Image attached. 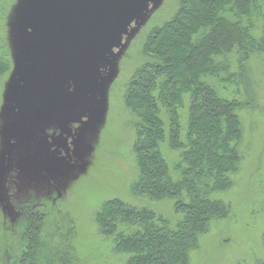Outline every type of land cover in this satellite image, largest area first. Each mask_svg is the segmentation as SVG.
<instances>
[{
	"label": "rangeland",
	"instance_id": "374dc122",
	"mask_svg": "<svg viewBox=\"0 0 264 264\" xmlns=\"http://www.w3.org/2000/svg\"><path fill=\"white\" fill-rule=\"evenodd\" d=\"M22 1L11 0L8 16L0 21V46L11 62L0 81V264L16 263L28 244L33 225L21 206L30 201L37 205L39 264H128L129 256L114 251L113 238L100 234L95 215L103 203L117 199L153 211L170 226L178 219L172 200L156 202L131 191L138 177L133 153L137 118L124 103L147 35L173 16L177 1L153 0L142 21L129 26L121 49L95 79L99 93L92 109L33 124L31 140L20 137L23 131L16 125L22 113L16 95L21 49H27L31 36L21 23ZM237 61L234 55L231 72L240 78L237 84L215 87L243 105L237 112L242 124L239 170L227 191L211 195L228 203L230 214L209 224L190 253V264L264 263V55H252L248 63L241 59V65ZM180 116L184 127V110ZM161 150L172 167L178 153L167 145Z\"/></svg>",
	"mask_w": 264,
	"mask_h": 264
},
{
	"label": "trees",
	"instance_id": "16d2710c",
	"mask_svg": "<svg viewBox=\"0 0 264 264\" xmlns=\"http://www.w3.org/2000/svg\"><path fill=\"white\" fill-rule=\"evenodd\" d=\"M176 1L173 16L147 35L124 103L137 118L138 177L131 191L156 202L172 200L178 219L170 226L153 211L117 199L103 203L95 215L100 234L113 238L114 251L129 256L128 264H190V253L209 224L229 216V204L211 195L227 191L239 170L237 112L243 105L215 87L240 79L231 72L234 55L239 64L264 55V0ZM10 5L11 0H0V21ZM2 48L0 81L11 67ZM163 145L178 153L172 167L162 155ZM32 227L28 249L14 264H39Z\"/></svg>",
	"mask_w": 264,
	"mask_h": 264
},
{
	"label": "water",
	"instance_id": "95a60500",
	"mask_svg": "<svg viewBox=\"0 0 264 264\" xmlns=\"http://www.w3.org/2000/svg\"><path fill=\"white\" fill-rule=\"evenodd\" d=\"M153 0H23L21 23L31 30L23 48L16 95L20 137L31 140L33 124L78 117L92 109L95 79L122 47L131 24L138 25ZM21 58H19V61ZM22 143L20 140L18 142Z\"/></svg>",
	"mask_w": 264,
	"mask_h": 264
},
{
	"label": "flooded vegetation",
	"instance_id": "af4514ba",
	"mask_svg": "<svg viewBox=\"0 0 264 264\" xmlns=\"http://www.w3.org/2000/svg\"><path fill=\"white\" fill-rule=\"evenodd\" d=\"M71 130L73 131L74 130V127H72L71 128ZM49 134L50 133H52V130L50 131V132H48ZM54 133H57V131L56 132H54ZM13 168L11 169L12 171H11V174H13L12 175V178H13V180L14 179H16V172H17V169H16V164H14L13 166H12ZM11 168V167H10ZM28 172H31V171H28ZM31 203H26V204H24V205H22L21 207H27V211L29 212L28 213V218H30L31 219V221H30V223L34 226V229H36L35 228V221H36V219H37V214H35V211H36V209H37V205L36 204H34V203H32V201H30ZM21 205V204H20ZM29 220V219H28ZM27 243H28V241H27ZM28 249V244H26L25 246H24V250L23 251H25V250H27ZM23 251H22V253H21V255H20V257L22 256V254H23ZM20 257L18 258V260H20Z\"/></svg>",
	"mask_w": 264,
	"mask_h": 264
}]
</instances>
